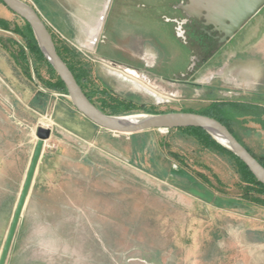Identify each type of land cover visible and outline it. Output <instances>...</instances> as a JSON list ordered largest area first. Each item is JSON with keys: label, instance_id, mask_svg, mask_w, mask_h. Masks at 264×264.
<instances>
[{"label": "rangeland", "instance_id": "rangeland-1", "mask_svg": "<svg viewBox=\"0 0 264 264\" xmlns=\"http://www.w3.org/2000/svg\"><path fill=\"white\" fill-rule=\"evenodd\" d=\"M23 1L38 10L57 44L74 51L76 61L90 69L95 87L130 103V115L195 113L216 100L264 107L263 47L248 49L247 42L252 19L222 41L223 34L205 25L204 18L180 8L190 0ZM126 12L137 15L135 25L123 22ZM259 13L264 19V7ZM1 20L9 29L0 27V63L26 54L45 107L40 115L15 106L16 115L0 124V153H9L5 159L10 161L0 162V203L3 186L14 183L18 194L38 127L52 130L35 179L39 190L17 233L11 261L166 264L176 243L184 264L183 256L201 242L202 233L209 230L214 236L220 224L221 212L205 203L230 206L227 200L244 192L235 160L203 149L188 133L156 130L129 136L97 130L68 95L47 88L45 81L52 79L46 67L34 62L26 42L13 32L23 26L22 19L0 2ZM99 24L93 39L90 32ZM249 57L261 65L258 85L249 83L254 80ZM235 131L255 155L264 156L259 125L237 124ZM184 174L199 181L202 193L185 185Z\"/></svg>", "mask_w": 264, "mask_h": 264}, {"label": "water", "instance_id": "water-1", "mask_svg": "<svg viewBox=\"0 0 264 264\" xmlns=\"http://www.w3.org/2000/svg\"><path fill=\"white\" fill-rule=\"evenodd\" d=\"M2 2L14 15L30 25L43 55L64 82L75 110L101 130L131 136L156 130L203 129L246 164L256 179L264 185V166L225 125L216 119L190 112L121 116L103 112L86 96L74 74L59 55L52 34L38 10L23 0H2ZM202 5L200 15L197 17L204 18L205 25L213 26L216 31L223 34L222 41H226L233 38L249 20L261 11L264 7V0H203ZM111 64L117 66L114 63ZM126 72L129 73V70ZM136 74L138 77L137 72ZM36 136L38 141L4 242L0 264L7 263L28 197L35 184L46 142L52 136V130L38 127Z\"/></svg>", "mask_w": 264, "mask_h": 264}, {"label": "crops", "instance_id": "crops-1", "mask_svg": "<svg viewBox=\"0 0 264 264\" xmlns=\"http://www.w3.org/2000/svg\"><path fill=\"white\" fill-rule=\"evenodd\" d=\"M135 16L137 17V15L126 12L124 18L121 17V19L124 20L123 22L135 25ZM260 16L261 13H258L252 18L247 42L249 43L248 49H256L259 45V47H263L264 52V19ZM103 17L104 13H102L100 20ZM99 29L100 24L93 29L94 31L90 32L93 39L98 35ZM127 32H124V34L126 35ZM262 57V61H264V56ZM2 62L0 63V124L1 122L8 123V117L11 113L13 116L16 115V111L13 112L15 106L27 108L31 112L41 115L44 112L45 103L43 101L44 97L36 89L33 82L34 67H32V61L23 58L22 60L5 58ZM249 64V67L253 69V71L249 70V77L254 79L253 81L249 80V83L258 85L259 81H256L255 78H258V80L261 78V65L253 63L250 57ZM2 67H4L5 72H2ZM1 116L4 117L3 120ZM19 122L24 123L26 120L25 118H19ZM7 156H9V153H0V162L10 163L9 160L5 159ZM34 186L28 197L17 233L21 223L24 221L26 224L25 218L29 203L34 202L36 192L39 190ZM22 187L23 184L18 194L14 183L11 188L8 184L1 188L3 200L0 203V256ZM227 202L231 203L230 206H213V204L205 203L207 206L221 212L220 224L216 225L214 236L209 230L202 233L201 242L190 248L189 253L183 256V259L186 260L184 264H264V203L255 204L240 197L231 199V202L227 200ZM242 209L244 212L241 211ZM16 236L6 264H15L11 259L16 244ZM176 245L175 243L174 249L167 252L166 264H180L182 258Z\"/></svg>", "mask_w": 264, "mask_h": 264}, {"label": "trees", "instance_id": "trees-1", "mask_svg": "<svg viewBox=\"0 0 264 264\" xmlns=\"http://www.w3.org/2000/svg\"><path fill=\"white\" fill-rule=\"evenodd\" d=\"M0 2L3 4L2 0ZM23 21V20H22ZM0 27L6 30L9 29L8 22L4 20L0 21ZM13 32L20 36L28 46L29 54L34 58V62L41 64L46 67L48 73L50 74L51 81H45L47 88L51 91H56L61 94L68 95L67 88L64 82L58 77L56 72L50 66L45 56L43 55L38 41L34 35V32L29 24L23 21V26L16 25L13 28ZM53 37V36H52ZM54 41L55 38L53 37ZM57 51L61 58L68 65L72 73L74 74L79 86L85 92L86 96L94 103L99 109L103 112L111 115H130L129 111L131 110L130 103H126L118 98L111 97L109 92L103 91L92 83L91 80V71L83 63L76 61L77 54L74 51L60 47L55 41ZM23 59L28 60L29 57L26 54H23ZM36 73V71H35ZM184 112V111H182ZM174 113V112H168ZM192 113V112H190ZM196 114H201L204 116L211 117L216 119L225 125L230 132L241 142L250 153L264 166V156L255 155L252 150H250L239 138L235 127L237 124H244L248 122H253L259 125L264 131V107L257 103L252 102H239V101H213L205 109L200 112H195ZM148 114H165L162 112H148ZM91 123V122H90ZM97 130H100L99 127L91 123ZM183 132L188 133L196 137L203 149L206 150H218L219 152L229 155L238 165V170L240 173L241 181L244 184V192L241 194L240 198L246 201H250L255 204L264 203V185L260 183L250 169L244 164L234 153L224 148L219 144L209 133L200 128H184L169 130V133L172 132ZM103 132H106L103 130ZM108 133V132H107ZM140 135V134H135ZM132 135V136H135ZM175 157H178L174 155ZM185 178L187 179V184L190 187L198 189L202 193V188L200 187L199 181L195 178H192L186 174ZM38 188L37 183L34 186Z\"/></svg>", "mask_w": 264, "mask_h": 264}, {"label": "bare ground", "instance_id": "bare-ground-1", "mask_svg": "<svg viewBox=\"0 0 264 264\" xmlns=\"http://www.w3.org/2000/svg\"><path fill=\"white\" fill-rule=\"evenodd\" d=\"M202 2L203 0H191L190 4L188 5H182V8L186 11H191L193 12V14H195L196 16L200 15V11L202 9ZM129 79V78H128ZM132 83H134L136 85L137 88L139 89H143L145 91H148L151 94L157 95L155 93H153L150 89H148L145 85H143L142 83L136 81V80H132L130 79ZM161 98V97H160ZM157 99V98H156ZM220 140V139H219ZM221 141V140H220ZM222 142V141H221Z\"/></svg>", "mask_w": 264, "mask_h": 264}, {"label": "flooded vegetation", "instance_id": "flooded-vegetation-1", "mask_svg": "<svg viewBox=\"0 0 264 264\" xmlns=\"http://www.w3.org/2000/svg\"><path fill=\"white\" fill-rule=\"evenodd\" d=\"M188 4H190V2L188 3ZM187 4V5H188ZM185 5V4H184ZM180 8L188 15V16H190V17H192V16H196L195 14H193V12H191V11H186V10H184L183 8H182V5H180ZM103 20V19H102ZM214 38H217V37H214ZM96 42V41H95ZM94 42V43H95ZM94 45V44H93ZM129 73L130 74H132L134 77H137V74H136V72L135 71H132V70H129ZM153 89H155V88H153Z\"/></svg>", "mask_w": 264, "mask_h": 264}]
</instances>
